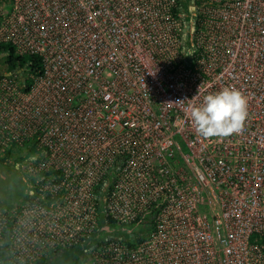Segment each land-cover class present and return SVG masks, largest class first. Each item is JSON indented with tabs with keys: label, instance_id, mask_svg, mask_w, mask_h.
<instances>
[{
	"label": "built area",
	"instance_id": "built-area-1",
	"mask_svg": "<svg viewBox=\"0 0 264 264\" xmlns=\"http://www.w3.org/2000/svg\"><path fill=\"white\" fill-rule=\"evenodd\" d=\"M183 1L0 7V45L41 65L27 90L0 74V153L40 158L32 196L0 208V264H264V0H186L189 20ZM226 86L244 131L197 135L188 105Z\"/></svg>",
	"mask_w": 264,
	"mask_h": 264
},
{
	"label": "clouds",
	"instance_id": "clouds-1",
	"mask_svg": "<svg viewBox=\"0 0 264 264\" xmlns=\"http://www.w3.org/2000/svg\"><path fill=\"white\" fill-rule=\"evenodd\" d=\"M247 107V96L235 87L226 86L204 95L199 103L189 104L186 111L197 135L222 139L244 131Z\"/></svg>",
	"mask_w": 264,
	"mask_h": 264
},
{
	"label": "rangeland",
	"instance_id": "rangeland-1",
	"mask_svg": "<svg viewBox=\"0 0 264 264\" xmlns=\"http://www.w3.org/2000/svg\"><path fill=\"white\" fill-rule=\"evenodd\" d=\"M9 0H0V7L8 5ZM184 10L189 15L188 4ZM6 56L0 54V74H7ZM4 159V160H1ZM39 158L28 147L18 149L10 155L0 153V208H9L23 202L31 187V168ZM53 256V255H52ZM85 252L71 253L69 256L56 258L53 264H86Z\"/></svg>",
	"mask_w": 264,
	"mask_h": 264
},
{
	"label": "trees",
	"instance_id": "trees-1",
	"mask_svg": "<svg viewBox=\"0 0 264 264\" xmlns=\"http://www.w3.org/2000/svg\"><path fill=\"white\" fill-rule=\"evenodd\" d=\"M187 3L186 0H184L181 5L179 6L180 9H184V4ZM193 13L189 12V15L185 12L184 19L189 20L190 17H192ZM185 48L188 50L191 46L187 42L184 44ZM0 54L6 56V65L8 73H13L14 75H17L21 78H24L25 81L23 83V90H27L29 88V75L30 74H36L39 73L41 70L40 65V59L37 56H22L15 53L14 49L10 45H0ZM29 153H34V143H31L30 146H28ZM10 151H6L5 155H10ZM40 159V158H39ZM4 160V159H1ZM32 196L31 192L27 193V198H30ZM107 222H110L109 219H107ZM6 239V236L4 237ZM261 242L264 243V236L261 239ZM79 254V252H83L81 249H76L72 251H59L55 253L50 259L42 260L38 264H53L56 258L69 256L71 253ZM8 257V252L6 251V243L3 245V247L0 249V258L6 259ZM6 264H8L6 262Z\"/></svg>",
	"mask_w": 264,
	"mask_h": 264
},
{
	"label": "water",
	"instance_id": "water-1",
	"mask_svg": "<svg viewBox=\"0 0 264 264\" xmlns=\"http://www.w3.org/2000/svg\"><path fill=\"white\" fill-rule=\"evenodd\" d=\"M191 2V0H190ZM192 3V2H191ZM189 12H194L195 11V7L192 5L188 8ZM193 25L189 22V21H186L185 22V25H184V28H183V41L184 43L186 44L187 42H189V39H190V36L192 35L193 33ZM22 81L24 82L25 79L22 78Z\"/></svg>",
	"mask_w": 264,
	"mask_h": 264
}]
</instances>
